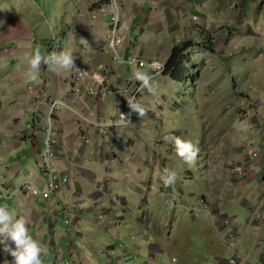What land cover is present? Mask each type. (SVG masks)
I'll use <instances>...</instances> for the list:
<instances>
[{
    "label": "crops",
    "instance_id": "crops-1",
    "mask_svg": "<svg viewBox=\"0 0 264 264\" xmlns=\"http://www.w3.org/2000/svg\"><path fill=\"white\" fill-rule=\"evenodd\" d=\"M188 2L123 0L121 41L111 47L107 0H0V177L8 193L24 180L44 183L38 153L47 126L58 145L53 167L70 175L67 187L49 199L17 191L0 200L15 218L27 219L29 234L46 249L41 256L45 264H97L101 254L110 264H165L163 253L170 255L169 264H227L232 252L225 235L231 229L237 234V255L246 264H264V67L258 91L247 95L256 105L250 129H201L196 166L187 165L172 142L175 136L190 137L188 129L152 128L167 100L163 90L173 93L176 84L184 86L167 76L151 81L159 97L151 99L147 89L138 97L146 111L143 118L133 112L132 122H118L106 136L87 122H109L128 111L126 98L137 81L127 57L151 61L162 56L165 61L172 47L186 39L175 35L184 22L195 23L206 12V0L199 10L187 8ZM225 5L223 12L215 9L223 27L221 48L236 56H255L257 48L264 52V0ZM240 7L247 10L244 22L238 19ZM233 37L239 43L241 37L246 40L238 51L229 47ZM53 43L70 48L82 64L98 70L113 93L101 101L76 96L69 91V72L44 64L37 79L29 80L23 58L37 47L46 54ZM221 48L216 45L218 52ZM252 151L259 153L256 160H248ZM231 161L246 170L245 178L231 177L224 167ZM166 167L176 173L169 187L161 179ZM173 197L176 207L169 204ZM141 209H146V224L138 216ZM192 235L202 237V248ZM186 241L188 250L197 252L179 258L171 246L182 250ZM0 248L14 264L3 244ZM187 256H194V262Z\"/></svg>",
    "mask_w": 264,
    "mask_h": 264
},
{
    "label": "rangeland",
    "instance_id": "rangeland-1",
    "mask_svg": "<svg viewBox=\"0 0 264 264\" xmlns=\"http://www.w3.org/2000/svg\"><path fill=\"white\" fill-rule=\"evenodd\" d=\"M200 1L203 0H189L187 8L192 7L199 10ZM228 1L230 0H206V12H202L203 10L200 12L202 19L198 18L196 21L192 19L195 23L185 21L183 29L175 34L178 40L186 38L183 42L191 44V48L187 49L186 52V57L190 60L187 64V77L183 83H179L184 84V86L181 87L176 84L173 93L166 89L163 90L167 95V100L163 104L161 102L163 110L160 112V117H157V115L154 117V124H152V126L154 125L153 129H155V126L156 129H188L187 132H191V136L182 135L181 137L184 140L191 141L198 148L201 129H250L249 127H251L253 121L251 114L254 113L256 108V105L250 101L247 95L249 93L252 95L253 92L258 91L256 88L259 85L258 80H260L261 69L264 67V52L257 48L255 56H249L248 54L236 56L228 53V47L221 48L219 41L222 37L219 35V30L223 27L220 24L218 25L215 9L223 12L224 9L222 10V8L226 6L225 2ZM246 11L245 7H240L237 11L238 19H242L240 20L242 22L245 21L243 14ZM218 19L220 22L221 19ZM261 21L263 22L264 19L261 18ZM200 34H203L205 39H201ZM235 37L229 41V47H234L238 51L241 43L243 44V41L246 40L241 37V43H239V39L237 40ZM190 40L193 41L190 42ZM203 43L206 45L211 44L214 53L207 50ZM261 44L264 48V38H261ZM216 45L221 48L219 52ZM154 59L161 60L162 56H156ZM202 59H204L203 66L200 64ZM254 66L257 67L254 68ZM252 70H255V72ZM261 88L259 87L260 92L263 93ZM158 92L159 89L155 90L154 93L149 92L150 98L159 97ZM172 122L175 124L171 126ZM230 163L232 161L225 162L224 167L230 166ZM196 165L197 159L194 165L189 166ZM145 210L141 209L138 213L144 224L147 223V212ZM178 238L183 240L182 235H178ZM191 238L194 239L196 245L203 247L202 237L192 235ZM77 245L82 248L78 241ZM228 247L231 251L232 247ZM188 248L187 241L183 244L182 250L179 247L175 249L174 246H171V250L178 253L179 258L182 257L180 254H184V252L188 251L191 255L197 252V249L188 250ZM98 252H100V247H98ZM42 255H45V253H42ZM169 257L168 253H163L165 264L170 263ZM184 258L186 259V257ZM187 258L190 262H194V256H187ZM42 261L43 264L46 263L45 259ZM9 262L10 260L0 248V264H9ZM66 262L64 263H70L69 261ZM97 264H110V261L101 254ZM176 264H179V262Z\"/></svg>",
    "mask_w": 264,
    "mask_h": 264
},
{
    "label": "built area",
    "instance_id": "built-area-1",
    "mask_svg": "<svg viewBox=\"0 0 264 264\" xmlns=\"http://www.w3.org/2000/svg\"><path fill=\"white\" fill-rule=\"evenodd\" d=\"M122 5H123V0H107L106 4V12L109 16L110 20V25H109V33L111 37V43L110 46L113 47L114 43H119L121 40L119 37H117V34L120 29V24H121V13H122ZM64 47H60L59 45L53 43L49 49L48 53L52 51H60ZM75 65L77 68H79L81 71H86V73H80L77 72L75 69L68 71L69 76L67 79V83L69 86V91L74 94V95H86L90 98H93L97 101H101L107 94H112L113 91L110 90V88L106 85L104 76L95 69L90 68L88 65L82 64L81 61L77 56H75ZM135 61L134 64L129 63V61ZM153 62L158 63L161 65L160 69H148L145 67L144 70L148 71L149 74L153 78L159 77L163 75L164 72V66H165V61L160 60V59H153L151 61L147 60H139L138 58H132V57H127L125 63H127L130 66L133 67H140L141 63H143L145 66L152 64ZM140 89V84L139 82L132 83L130 86L131 90V96L137 101L138 97L142 94L143 90H138ZM29 90L32 92L31 88ZM54 106V105H53ZM52 106V107H53ZM128 111L126 112H119L116 115L115 120L112 121H101L97 120L96 122H93L92 120H87V122H92L96 125L97 131L100 135L106 136L110 130L111 127L115 126L118 124V122L121 121L122 115H126L130 122H132L133 119V111L129 108L128 106ZM52 111V108H51ZM50 111V112H51ZM127 123H130L128 120H124ZM54 131L53 129L50 128V126H47L46 129L43 130L42 132V140H41V149L39 154L40 158V168L42 171V174L44 175V183L42 185H36L34 182L29 181V180H24L21 182L18 186L13 187L11 192H7L6 190V183L4 182L3 179L0 177V199L4 198H9L14 195L15 192L17 191H23L25 193H30L35 196H40L43 199H49L51 196L56 194L58 191H61L67 187L70 181V175L69 173H62L57 171L53 167V160L57 154V141L53 137ZM83 139L88 142L89 137L87 135L83 136ZM259 157V153L256 151H252L251 155L248 157V160H253L257 159ZM226 170L228 172H231V177L242 180L243 178L246 177V170L242 168L241 166H237L233 161L230 163V166H226ZM99 189H103L104 186L102 184L99 185ZM105 189H107L105 187ZM113 199H117V196L113 195ZM201 202H203L201 200ZM170 206L171 207H176V197H173L170 200ZM0 206H3L0 204ZM73 206H68L69 210ZM99 212V211H98ZM257 217H262L260 213L256 214ZM103 215L101 213H97V219L102 220ZM65 223L68 222L67 219L64 220ZM236 238L237 234L236 232L231 229L228 231L225 235V243L228 246L232 247L231 250V255L227 259V264H246L245 259L239 257L237 255V250H236ZM67 263V262H66Z\"/></svg>",
    "mask_w": 264,
    "mask_h": 264
},
{
    "label": "clouds",
    "instance_id": "clouds-1",
    "mask_svg": "<svg viewBox=\"0 0 264 264\" xmlns=\"http://www.w3.org/2000/svg\"><path fill=\"white\" fill-rule=\"evenodd\" d=\"M82 39V38H81ZM86 42V41H85ZM24 63L27 64L28 70L25 73L29 80H36L40 67L42 64L47 65L53 71H70L75 69L77 72L86 73L81 71L75 65V57L73 56L70 48H63L60 51H52L48 54H43L39 47L34 52L27 54L23 58ZM166 62V61H165ZM129 63L134 64L135 61L130 60ZM148 69H160L161 65L156 62L145 66L141 63L140 67H133L132 75L140 84V89H147L150 93H154L152 86V76ZM129 108L137 113L139 117L146 115L145 109L135 101L133 97L126 98ZM124 120H130L126 115H122V119L118 126H122ZM176 154L182 158L185 163L194 165L199 155V148L192 144L191 141L184 140L179 136L172 137ZM164 175L161 177L165 187L173 185L176 181V173L167 167L163 170ZM28 221L25 217L21 216L18 219L14 217L13 213L8 210L6 206H0V244L4 245V251L9 253L14 260V264H43L42 253L46 249L42 248L40 243L33 239L29 234ZM8 241L14 244V248L10 247Z\"/></svg>",
    "mask_w": 264,
    "mask_h": 264
},
{
    "label": "trees",
    "instance_id": "trees-1",
    "mask_svg": "<svg viewBox=\"0 0 264 264\" xmlns=\"http://www.w3.org/2000/svg\"><path fill=\"white\" fill-rule=\"evenodd\" d=\"M207 50L214 53V48L211 44L206 45L203 43ZM191 47L190 43L182 45H175L172 47L171 52L166 59L163 76L169 77L175 83H183L187 77V64L189 59L186 57L185 52Z\"/></svg>",
    "mask_w": 264,
    "mask_h": 264
}]
</instances>
